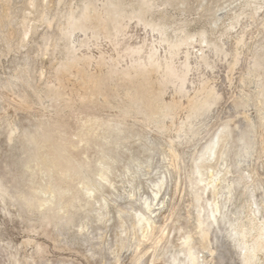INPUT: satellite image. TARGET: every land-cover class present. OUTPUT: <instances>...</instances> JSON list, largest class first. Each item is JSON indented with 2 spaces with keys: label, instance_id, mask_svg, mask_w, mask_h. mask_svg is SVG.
Returning <instances> with one entry per match:
<instances>
[{
  "label": "rangeland",
  "instance_id": "rangeland-1",
  "mask_svg": "<svg viewBox=\"0 0 264 264\" xmlns=\"http://www.w3.org/2000/svg\"><path fill=\"white\" fill-rule=\"evenodd\" d=\"M90 8L98 26L78 31ZM122 18L121 46L191 40L189 62L213 68L139 89L110 59L95 90L73 81L89 96L70 103L50 80ZM202 74L215 91L178 131L164 105L129 101L169 79L190 95ZM188 251L264 264V0H0V264H192Z\"/></svg>",
  "mask_w": 264,
  "mask_h": 264
},
{
  "label": "bare ground",
  "instance_id": "bare-ground-1",
  "mask_svg": "<svg viewBox=\"0 0 264 264\" xmlns=\"http://www.w3.org/2000/svg\"><path fill=\"white\" fill-rule=\"evenodd\" d=\"M102 11L103 9L101 8L99 9V12L93 13L91 8L85 9L81 17L83 16L87 20V24H85V26H81L75 24L74 21H72L71 25L75 27V29L76 28L79 29L78 31L81 30L83 32H86L98 26L99 21L101 20ZM126 19L122 18L116 20L114 26L111 29H107L108 27L102 28L98 32L97 36L91 37V39L86 44L82 45V52L76 55L72 60L67 61L65 64H63L58 70L57 74H55L53 78L50 80L49 83L50 85L56 87V89L63 88L65 90L64 98L68 100L70 103L73 104L78 103L80 101H83L89 96L88 90L84 91L83 90L84 88L82 89L81 87L74 88L73 81L79 80L81 82V85L85 83L89 84L92 90H95L96 88L99 87L98 74L108 66V60L110 59H112L113 64L115 66L114 74H121L124 76L125 79L136 82L137 87L139 89L147 85H153V86L160 85L162 83L164 76L166 75L171 76L172 79L173 78L176 79V77L177 78L183 77L185 81L188 73L191 72L192 70L197 69L199 66H203L206 69L213 68L212 63L206 61L202 56L196 57V60L194 61L195 65L189 62L191 55L189 56L187 47L190 46V44L192 43L191 40L185 39V41H183L180 45L177 44L175 46H169L165 43L163 39H160L158 35L157 39L154 41L151 39L150 41L147 40L146 42H139L136 44L134 42L131 43L130 41H126V43L122 44L121 46L119 42L122 41V39L126 38L130 40L132 38V36H129L127 34V33L131 34V32L133 31L130 28L132 24L129 26V22ZM150 29L160 34L159 28H150ZM103 43H105L107 47L101 48L100 46H102ZM94 51L95 53H93ZM178 60H182V64H185V66L183 67L184 69H180L179 66H176ZM109 64L111 65V63ZM68 70H70V73L76 74L74 80L70 79L69 76L70 73L68 72ZM172 79H169L165 86L158 88V93L154 97V100L152 98L145 99L144 96L138 92L136 94L130 95L129 101L130 102L144 101V104L146 106H151L152 103L154 102L164 105L167 108L166 117L173 120L174 125L176 123L175 128L178 131L180 129V126L184 124H190L192 122L198 107L201 106V104L206 101V99L208 98L207 97L208 94L215 91V88L211 85L209 77L202 74L197 77H194L193 79H190L188 84L185 85L186 89H194L193 90L194 92L190 95L189 94L183 95L181 89L172 86L171 84ZM167 94L168 97H166ZM183 98H186V100L183 101ZM21 104L22 101L17 102L16 104L12 103V105L15 106H19ZM209 109H211V107H209ZM180 111H183L185 115L183 118L175 122L174 120L176 119L177 114L178 112L180 113ZM134 113H135V118H141L142 116L146 117L145 115H143L144 113L142 110H138ZM150 117H147L149 119V123H153V119H151ZM168 127L169 126L162 123L159 126L156 125L155 130H157L158 131L157 133L161 136L162 132L166 130ZM166 151L168 152V155L171 158V162H173L172 164L174 165V163H176L178 158L177 148H175L172 144H170L167 147ZM247 154L248 153H246L245 155ZM53 190L54 188H51V192H53ZM149 224L150 223H148V225ZM254 229L253 231H255ZM203 237H206V233L203 234ZM208 250L211 253L213 252L212 248H208ZM188 257L192 264H198L197 262L198 257L196 255L188 251ZM246 263H249L248 257L245 258V264Z\"/></svg>",
  "mask_w": 264,
  "mask_h": 264
}]
</instances>
